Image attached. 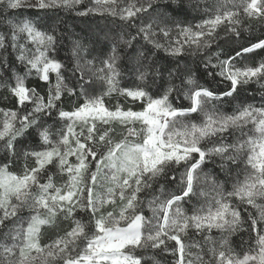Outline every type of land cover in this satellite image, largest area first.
I'll return each mask as SVG.
<instances>
[{
	"label": "snow or ice",
	"instance_id": "6c2138e0",
	"mask_svg": "<svg viewBox=\"0 0 264 264\" xmlns=\"http://www.w3.org/2000/svg\"><path fill=\"white\" fill-rule=\"evenodd\" d=\"M201 3L0 0V264H264V0Z\"/></svg>",
	"mask_w": 264,
	"mask_h": 264
},
{
	"label": "trees",
	"instance_id": "16d2710c",
	"mask_svg": "<svg viewBox=\"0 0 264 264\" xmlns=\"http://www.w3.org/2000/svg\"><path fill=\"white\" fill-rule=\"evenodd\" d=\"M214 2V0H202L201 3V7H203L204 3H212ZM84 4L85 5H89L91 6V0H84ZM51 15V14H50ZM193 15H195V13H193ZM59 20H64L66 21V25L68 27V29L70 31L75 32L77 35H83L84 33H88L92 30H95L97 27V24H99L101 27H104V20L100 17L97 16H89V17H79L76 16L74 12L72 11H60L58 14V19H57V24L59 23ZM249 23H251L252 26V32L251 35L253 36H259L261 31L264 29H261L260 27H258V23L256 21H244L245 25H248ZM244 37H248L250 35L249 32H245ZM241 44L244 43V40L240 41ZM219 44L222 46L221 49H217L216 45H213V48L210 49V51H220L221 54V58H224V54L231 52L232 49L238 48L239 45L238 44H225L224 43V38L223 36L221 37V39L219 40ZM213 61L215 62V57H213ZM247 63H251V61H247ZM205 79H209V78H205ZM204 81H201V83H203ZM6 81L4 80L3 77H0V84H5ZM32 81H29V84L31 86ZM213 88L216 87L215 84L211 85ZM222 87V86H221ZM8 95V99L5 100L4 96ZM264 95V80H261L259 83H250L249 85H245L241 91H240V97L241 99H247L257 105H259V101L261 96ZM253 97H255V99H253ZM106 102L109 104V106H113L118 100H121L123 98L120 97H116L115 95L111 98H105ZM239 105L238 103H234L231 108H227L226 106V110L231 112L233 109L237 108ZM0 107H8L11 108L13 107L12 105V97L10 96V94L7 93V88L6 87H0ZM210 107V106H209ZM118 127V126H117ZM236 135H239V133H236ZM235 139V136H230L229 137V142H232ZM0 155H3L2 152H0ZM14 171L19 172L20 168L16 167L14 169H12ZM205 171H207V169H205ZM59 175H57L55 177V182H59ZM43 182V180H42ZM201 188H204L206 191H211L210 185L208 184H202L200 185ZM226 190H231V184L226 185ZM204 199H206L205 197H201L199 200H195L194 201L196 203V206L198 207L200 203H202L204 201ZM145 215L150 216L151 212L145 208ZM186 211L191 212V206L186 208ZM251 211L255 212V209H251ZM79 216H81L82 218L86 219V217L84 216L83 213H78ZM67 224L62 225V228H66ZM54 235H56V231L53 229H49V228H45L43 230V237H44V242L47 238H55L53 237ZM212 235L214 237H219L220 233L217 232L216 230H213ZM239 235H244L245 239H247V235L244 233H241ZM239 235L232 237V240L235 241V244L233 245L234 248H236V245L240 243L239 240ZM201 239L200 236L196 235L195 233H190L188 237L185 238L186 242H189L191 240H199ZM247 248V245L244 246V249L241 248H236V251L238 253H240L241 255L243 254V251ZM158 251V250H157ZM193 251H195V249H193ZM152 255V251L148 250V256ZM156 260L160 261V264H173V260L174 257L171 256L170 254H160L158 256H156L155 258Z\"/></svg>",
	"mask_w": 264,
	"mask_h": 264
},
{
	"label": "rangeland",
	"instance_id": "374dc122",
	"mask_svg": "<svg viewBox=\"0 0 264 264\" xmlns=\"http://www.w3.org/2000/svg\"><path fill=\"white\" fill-rule=\"evenodd\" d=\"M71 159L74 160V157L71 158ZM66 178H67L66 176H60V175H59V179H60V180H59V182H57V185L62 184V183L66 180ZM107 210H109V209H105V211H107ZM28 214H29V213H28L27 211H25L24 215L27 216ZM65 224H67V223H65ZM65 224H64V225H65ZM45 228H46V226L43 227L42 230H41V231H42V235H43V230H44ZM55 236H56V235H54L53 237H55ZM51 239H54V238H47V239L45 240V242H50ZM41 240H42V242H44V237H43V236H41ZM138 252H139V250H138Z\"/></svg>",
	"mask_w": 264,
	"mask_h": 264
}]
</instances>
